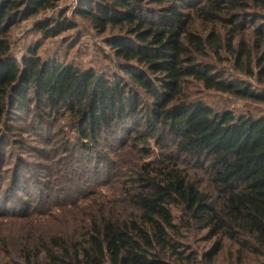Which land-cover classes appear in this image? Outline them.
<instances>
[{"label":"trees","instance_id":"trees-1","mask_svg":"<svg viewBox=\"0 0 264 264\" xmlns=\"http://www.w3.org/2000/svg\"><path fill=\"white\" fill-rule=\"evenodd\" d=\"M60 1L0 0V140L23 148L24 127L51 134L65 117L83 150L96 151L103 136H116L122 127L121 147L152 159L140 166L132 186L122 189L135 187L130 197L141 210L138 219L94 217L84 242H52L39 257L50 264H172L168 255L181 254L170 237L176 228L173 205L213 235L248 234L264 247V116L218 111L186 95L190 81H197L207 89L264 102V95L225 80L197 60L195 54L220 51L221 35L213 30L204 38L191 32V15L182 10L185 0H86L76 14L102 34L119 31L107 43L125 76L43 59L35 48L21 61L10 55L11 28ZM239 7L243 0H205L198 15L210 21ZM53 22L38 28L58 35L71 23L65 18L57 28ZM256 31L264 38V30ZM244 52H238V62ZM182 161L202 171L210 185L196 181ZM216 197L221 203L215 204ZM223 246L216 242L204 253L206 260L213 263ZM32 255L24 254L29 264Z\"/></svg>","mask_w":264,"mask_h":264},{"label":"rangeland","instance_id":"rangeland-1","mask_svg":"<svg viewBox=\"0 0 264 264\" xmlns=\"http://www.w3.org/2000/svg\"><path fill=\"white\" fill-rule=\"evenodd\" d=\"M84 1L61 0L55 8L16 23L9 32L10 55L21 61L30 48H35L43 59L92 67L108 77L125 76L121 70L123 63L107 43L119 31L113 29L102 34L76 14L75 9ZM243 1V8L218 13L219 17L210 21L198 15L205 0H185L182 10L191 15V32L205 38L216 30L223 40L218 53L206 50L195 54L197 60L219 72L225 80L246 85L264 95L261 72L264 62L259 63L264 55V38L256 31L264 30V0ZM65 18L71 25L67 24L58 35H47L38 28L39 23L46 21H56L52 25L60 28L59 22ZM242 49L245 52L240 63L237 54ZM186 95L218 111L264 116V102L207 89L201 82L190 81ZM64 118L55 122L59 128H53L51 134L19 124L24 127L21 137L26 145L23 148L0 140V252L4 257H0V264H29L24 257L28 253L33 254L32 264H50L38 253L52 242L57 245L56 241L70 246L84 242L94 217L104 215L127 220L141 216V210L130 197L135 187L131 192H122V189L124 185L132 186L140 166L152 158L141 159L140 153L121 147L122 127L117 129L116 136L100 139L101 145L94 148L99 153L83 150L77 146V135L70 132L69 122ZM190 165L181 162L196 181L209 186L206 175ZM128 179L131 180L124 181ZM122 181L127 184L121 185ZM219 202L216 197L215 204ZM171 210L176 228L170 237L181 253L168 255L172 264H264V247L252 236L227 232L213 235L209 229L190 222L181 206L173 205ZM3 212L5 215H1ZM219 240L224 244L223 249L210 263L204 253Z\"/></svg>","mask_w":264,"mask_h":264}]
</instances>
